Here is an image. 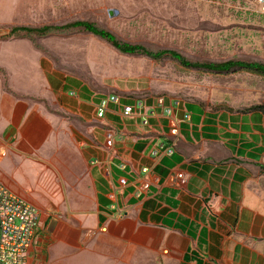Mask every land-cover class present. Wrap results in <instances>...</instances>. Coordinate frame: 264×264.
Instances as JSON below:
<instances>
[{
  "label": "crops",
  "instance_id": "1",
  "mask_svg": "<svg viewBox=\"0 0 264 264\" xmlns=\"http://www.w3.org/2000/svg\"><path fill=\"white\" fill-rule=\"evenodd\" d=\"M10 62L7 86L0 79V179L34 204L3 164L33 168L48 178L60 196L56 207L63 204L69 218L66 225L59 217L51 234L39 232L27 264L69 261L70 249L49 254L47 244L56 234L59 245L75 246L76 224L92 229V264L144 256L159 264H264V132L245 121L252 113L192 112L182 104L173 115L157 107L149 125L142 112L123 118L114 107L100 119L102 94L61 80L28 53ZM160 143L175 152L154 155ZM59 223L65 226L56 232Z\"/></svg>",
  "mask_w": 264,
  "mask_h": 264
},
{
  "label": "rangeland",
  "instance_id": "2",
  "mask_svg": "<svg viewBox=\"0 0 264 264\" xmlns=\"http://www.w3.org/2000/svg\"><path fill=\"white\" fill-rule=\"evenodd\" d=\"M76 20L95 22L126 42L176 50L192 61L236 59L264 63V14L256 0H0L2 82L6 86L9 82L11 59L28 53L61 80L83 83L97 94L176 98L215 112H244L254 104L264 103V75L254 71L220 73L185 67L171 57L156 60L126 54L81 29L46 35L25 31L10 34L14 27L63 25ZM262 118L263 114L256 113L246 116L245 121L261 124L264 132ZM261 162L264 163V154ZM3 165L24 192L37 200L34 204L44 219L61 217L67 225L66 208L63 204L56 207L60 196L48 178L7 160ZM261 183L264 188V180ZM63 224L59 223L56 232ZM73 226L76 245H59L54 234L47 244L51 245L48 253L59 246L71 252V259L64 258V264H92L88 234L92 229L81 224ZM135 261L125 264H159L146 256Z\"/></svg>",
  "mask_w": 264,
  "mask_h": 264
},
{
  "label": "built area",
  "instance_id": "3",
  "mask_svg": "<svg viewBox=\"0 0 264 264\" xmlns=\"http://www.w3.org/2000/svg\"><path fill=\"white\" fill-rule=\"evenodd\" d=\"M261 5V11L264 12V0H256ZM77 95V90L71 92ZM128 97L117 93L103 95L96 104V115L103 119L111 107L121 110L123 118H134L142 112V123L149 125V114H154L157 107H162L166 114L173 115L176 107L183 104L180 99H170L167 104L165 97H155L152 104L148 103L149 98L129 97V102H124ZM132 101V102H130ZM186 119L191 115L186 113ZM115 131L111 128L106 130L107 147L111 148L115 143ZM175 145L165 146L160 143L152 149L154 155H172L175 152ZM95 159L93 163H99ZM122 168L126 165L123 163ZM143 170L147 171L148 168ZM182 176V175H180ZM122 183L126 178L121 179ZM112 205V208H116ZM42 211L35 204L24 197L15 193L0 179V264H27V257L30 248L35 243L41 225Z\"/></svg>",
  "mask_w": 264,
  "mask_h": 264
},
{
  "label": "trees",
  "instance_id": "4",
  "mask_svg": "<svg viewBox=\"0 0 264 264\" xmlns=\"http://www.w3.org/2000/svg\"><path fill=\"white\" fill-rule=\"evenodd\" d=\"M264 14V12H262ZM72 29H81L87 32L93 33L109 43H111L115 48H117L120 52L126 54H137V55H146L150 58L160 60L163 58L171 57L180 62L185 67L195 68V69H204L208 71L227 73L239 69H245L249 71H254L257 73H261L264 75V63L258 61H245V60H236L230 59L222 62H199L192 61L186 58L182 53L173 50V49H151L146 47L143 44L139 43H130L123 40H120L114 33L111 31L100 27L98 24L88 20H76L72 22H68L63 25H43L39 27H30V26H20L14 27L10 31V34L14 35L20 31H25L27 33H34L38 35H46L51 31H64V30H72ZM99 101V99H98ZM125 102V99H124ZM188 110L197 111L201 109V105L193 102H183ZM195 104L197 108L194 107ZM196 108V110H195ZM247 113H261L264 115V103L254 104L250 106L248 109L244 110ZM190 114V113H189ZM191 115V114H190ZM263 153V149H261L260 154ZM259 167L264 171V164L259 163Z\"/></svg>",
  "mask_w": 264,
  "mask_h": 264
},
{
  "label": "flooded vegetation",
  "instance_id": "5",
  "mask_svg": "<svg viewBox=\"0 0 264 264\" xmlns=\"http://www.w3.org/2000/svg\"><path fill=\"white\" fill-rule=\"evenodd\" d=\"M53 220H56V224L59 221L58 218L48 217V218L44 219L43 216H42V218H41V225H42L41 231H42V233L48 234V231H49V228H50V223H52L51 221H53ZM44 228H45V231H43ZM49 233L51 234L52 232L49 231Z\"/></svg>",
  "mask_w": 264,
  "mask_h": 264
},
{
  "label": "water",
  "instance_id": "6",
  "mask_svg": "<svg viewBox=\"0 0 264 264\" xmlns=\"http://www.w3.org/2000/svg\"><path fill=\"white\" fill-rule=\"evenodd\" d=\"M111 15H113V11L111 10L110 11ZM56 224V220H53L52 223L50 224V228H49V231L52 232L53 231V228Z\"/></svg>",
  "mask_w": 264,
  "mask_h": 264
}]
</instances>
